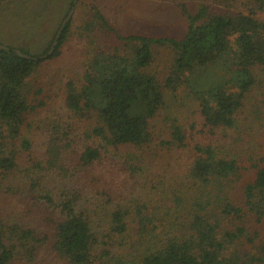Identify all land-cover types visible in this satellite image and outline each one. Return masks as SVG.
I'll return each mask as SVG.
<instances>
[{"label": "trees", "instance_id": "16d2710c", "mask_svg": "<svg viewBox=\"0 0 264 264\" xmlns=\"http://www.w3.org/2000/svg\"><path fill=\"white\" fill-rule=\"evenodd\" d=\"M9 1L11 16L17 13L19 0H0V18ZM249 1L248 12L208 1L193 12L181 4L188 26L177 38L125 34L98 0H78L49 57L33 58L50 49L61 20L40 51L21 43L0 49V195L28 196L27 210L46 211L53 228L52 235L38 228L26 212L0 215V264H264V143L249 157L228 150L248 95L262 88L264 97V19L257 15L264 0ZM43 2L39 16L53 4ZM76 18L88 59L83 82H69L73 121L56 115L37 151L23 130L43 92L40 67L61 54ZM159 48L168 51L166 64L152 70ZM208 66L212 80L194 85L190 73ZM187 83L199 122L174 123L171 138L159 141L185 152L187 166L173 178L155 174L145 196L112 202L100 184L106 168L116 162L135 173L142 156L118 161L109 148L149 147L156 139L148 118L165 106L167 92ZM90 116L95 124L82 128L87 142L79 148L76 125ZM52 175L57 192L48 186ZM92 192L108 198L88 203Z\"/></svg>", "mask_w": 264, "mask_h": 264}, {"label": "rangeland", "instance_id": "374dc122", "mask_svg": "<svg viewBox=\"0 0 264 264\" xmlns=\"http://www.w3.org/2000/svg\"><path fill=\"white\" fill-rule=\"evenodd\" d=\"M21 1L13 4L17 13L12 16L11 2L9 1L10 4L5 5V13L0 18V43L8 46H18L21 43L26 47L30 45L34 50L40 51L57 28L58 20L63 21L66 17L59 19L68 0H53L52 6H49V10L45 11L42 16L39 14L48 6L44 4L43 0ZM205 1L223 6L229 4L232 8L243 12H248L251 6L249 0H98V3L111 23L125 34L141 33L180 38L186 33L188 26L181 4H186L190 11L195 12ZM33 3L34 6H32ZM257 15L264 19V10H258ZM81 25V20L76 18L71 27L68 41L61 48V54L46 60L40 67L43 92L38 95L36 111L29 118L30 124L23 130L24 134L32 139L37 151L50 135L49 123L56 115H64L68 117L69 121H73L70 119L71 114L66 108L65 99L69 82L73 81L76 85L81 84L86 70L88 44L87 35L85 37L82 35L83 33H80ZM167 56L168 51L159 48L157 61L151 69L163 68ZM212 75L211 66L196 67L190 73L194 85L202 81H211ZM262 92V88H255L248 95L244 107L239 111L237 125L230 131L231 139L228 147L230 153L249 157L261 149L264 143V97ZM165 99V106L159 109L154 116L148 118L156 139L149 147L143 150L132 145L109 148L110 151L107 155L118 161H125L123 157L128 156L127 153L142 156L141 167L135 173L130 170L123 171L116 162L106 168L100 184L102 183L115 196L112 202L145 196V191H148L146 184L150 185L152 178L155 179V174L160 175L166 171L168 177L173 178L180 171L182 173L183 168L187 166L185 152L169 151L166 147H162L159 141L171 138V127L174 123L182 124L185 128L190 127L194 122L198 123V104L195 98L190 95L188 83L180 87L176 93L167 92ZM94 124L95 120L90 116L82 124L76 125V132L79 134L76 144L79 148H82L87 142L83 136L85 130L82 128L88 129ZM49 179L51 184L48 186L57 192V187L54 186L58 184L55 175L50 176ZM107 198V195L102 196L93 192L84 195V200L86 202L89 200L88 203L97 199L92 204H99L100 201L105 202ZM27 201H29L28 196L0 195V215L26 212L29 214L28 220H32L38 228L46 230L52 235L53 228L45 218L46 211L43 213L42 210L37 209L27 210L29 208V204H26ZM17 264H25V262Z\"/></svg>", "mask_w": 264, "mask_h": 264}, {"label": "water", "instance_id": "95a60500", "mask_svg": "<svg viewBox=\"0 0 264 264\" xmlns=\"http://www.w3.org/2000/svg\"><path fill=\"white\" fill-rule=\"evenodd\" d=\"M77 3H78V0H73V4H72L71 8L69 9L68 14L66 15V17L63 19V21H62V23L60 25V28H59L58 32L56 33L55 39H54L50 49L46 53H44L42 55L34 56L33 58H35V59L46 58V57H49L51 54H53V52H54V50H55V48H56V46L58 44V40H59V38H60V36H61L65 26H66V24L70 21V19L72 18L73 14L75 12ZM11 48L12 47H10L8 45L0 43V49L10 50ZM13 49L21 56L28 57V58L31 57L30 55L24 53L19 48H13ZM3 251H4V248L2 247L0 249V257H1V255L3 253Z\"/></svg>", "mask_w": 264, "mask_h": 264}]
</instances>
